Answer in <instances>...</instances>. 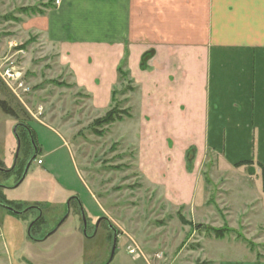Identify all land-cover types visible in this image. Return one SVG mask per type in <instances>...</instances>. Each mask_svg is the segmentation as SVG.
Wrapping results in <instances>:
<instances>
[{
  "label": "crops",
  "instance_id": "obj_1",
  "mask_svg": "<svg viewBox=\"0 0 264 264\" xmlns=\"http://www.w3.org/2000/svg\"><path fill=\"white\" fill-rule=\"evenodd\" d=\"M15 1L0 0V10L48 0ZM39 7L12 14L18 21H10L9 39L43 45L56 65L52 75L80 93L88 112L124 105L129 116L121 121L137 119L134 163L162 200L192 205L195 169L210 153L233 172L251 161L248 179L260 180L257 209L264 213V0H59ZM38 147L43 165L55 148ZM12 215L0 212V231L16 248L28 220Z\"/></svg>",
  "mask_w": 264,
  "mask_h": 264
},
{
  "label": "rangeland",
  "instance_id": "obj_2",
  "mask_svg": "<svg viewBox=\"0 0 264 264\" xmlns=\"http://www.w3.org/2000/svg\"><path fill=\"white\" fill-rule=\"evenodd\" d=\"M22 1L34 4L37 0L15 2ZM19 9L0 10L1 49L11 41L10 21ZM28 44L18 45L24 51L20 58L30 93L20 102L0 86V100L5 99L15 115L0 108V204L11 202L25 210L41 203L45 223L39 232L37 226L32 228L35 237H46L66 218L45 240L32 239L25 228L24 240L16 248L9 247L0 231V264H264V213L257 209L256 198L260 180L248 179V168L226 170L208 153L195 169L198 183L193 204L185 208L167 203L142 181L134 163L137 119L96 127L102 131L96 134L92 122L105 113L88 112L80 93L52 75L53 56L45 54L43 45L30 48ZM116 105L126 109L117 101L110 108ZM23 124L31 127L37 143L55 149L43 165L37 164L36 157L22 179L21 150L13 168L17 150L13 127L17 134L23 133ZM187 162L192 170L193 161ZM56 182L60 187L54 190ZM70 189L80 198L88 224L91 218L105 217L115 228L112 255V232L103 222L96 233L88 225L86 232L92 235H84L83 217L64 199ZM0 212L12 215L1 206ZM33 214L34 209L12 216L23 221ZM197 224L231 231L217 239L210 231L195 228ZM10 227L15 236L16 226L10 223ZM127 247L135 253L130 255ZM157 252L164 259L158 260Z\"/></svg>",
  "mask_w": 264,
  "mask_h": 264
},
{
  "label": "trees",
  "instance_id": "obj_3",
  "mask_svg": "<svg viewBox=\"0 0 264 264\" xmlns=\"http://www.w3.org/2000/svg\"><path fill=\"white\" fill-rule=\"evenodd\" d=\"M53 2H54V0H48L47 3H42L40 5H41V7L47 8V7L52 6ZM19 10H20V12H32V13L42 12V9L39 6H37V7L36 6L23 7V8H20ZM10 16L12 17V15H10ZM12 19L18 21V19L15 18V17H13ZM120 75H121V77H124L125 73H123L120 70ZM0 86H1V89H3V91L4 90L6 91V89L1 84H0ZM124 90L125 91L126 90H130V87H126ZM0 108L6 114H10L12 116H15L13 114V112L11 111V109L7 107V101L5 99L4 100H0ZM127 116H129V113H128L127 109H121V108H119L118 105L112 106L109 110H107L105 112V114L103 116H101L99 118H96L92 122L91 127L93 128V130L95 131L96 134L101 135L102 131H100V130L98 131L96 129V127H101L103 125H109V124H112L115 121H121L124 117H127ZM23 125H24L23 126L24 127L23 128L24 129L23 133H19L18 136H19V138L21 140V147H22V150H23L22 153L26 154V153H28V149L30 148V146H32V144L34 146H36L38 149H39V147H38V143L35 140L36 137H35V134L33 133V130L31 129V127L28 124H23ZM17 127H18V125H17ZM250 164H251V161H241V162H238L236 164V166L246 165L247 168H248L249 173L252 174L253 172L250 169ZM0 166H1V162H0ZM2 204L10 206L16 211L17 210H21V208L18 207L17 204H12L11 202H4ZM1 207H3V206H1ZM179 209H181V207ZM10 212H13V211H10ZM16 214H18V213H16ZM181 221L185 222L184 219H181ZM194 227L196 228V225ZM204 229H206L207 231H210L211 233H213V236L215 238H217V239L224 238L225 235L231 231V229H229L227 227H222V228H216L215 229V228H213V227H211V226H209L207 224H206ZM250 246H252V244H250Z\"/></svg>",
  "mask_w": 264,
  "mask_h": 264
},
{
  "label": "built area",
  "instance_id": "obj_4",
  "mask_svg": "<svg viewBox=\"0 0 264 264\" xmlns=\"http://www.w3.org/2000/svg\"><path fill=\"white\" fill-rule=\"evenodd\" d=\"M55 2L58 4L59 0ZM18 44L11 40L4 46L5 49H1L3 46L0 43V84L20 102H23L24 97L30 93L31 87L21 65L20 56L24 51ZM37 163L40 164L41 160L38 159ZM127 252L133 255L135 249L127 247ZM155 257L158 260L164 259L161 252L155 253Z\"/></svg>",
  "mask_w": 264,
  "mask_h": 264
},
{
  "label": "flooded vegetation",
  "instance_id": "obj_5",
  "mask_svg": "<svg viewBox=\"0 0 264 264\" xmlns=\"http://www.w3.org/2000/svg\"><path fill=\"white\" fill-rule=\"evenodd\" d=\"M24 126V125H23ZM24 128V127H23ZM15 132H16V130H15ZM15 136L17 137V142L19 141V150H18V154H19V152H21V151H23L22 150V147H21V140H20V138H19V136H18V134L16 133L15 134ZM18 145V144H17ZM21 150V151H20ZM37 152H38V148L36 147V146H34L33 144H32V146H30V148L28 149V153H26V154H24V153H22V157H21V161H20V167H21V175L23 174V172H24V170H25V168H26V166H27V164H28V161L31 159V157L34 155V153L36 154V156L34 157V159L30 162V165H29V167L31 166V164L35 161V159H36V157H37ZM18 154H17V157H18ZM17 159L18 158H16V161H15V164H14V161H13V168L15 167V165H16V163H17ZM29 167H28V169H29ZM69 201V206H71V205H73V207H74V210H78L79 211V214L83 217V224H84V226H85V233H86V235H85V233H84V235L86 236V237H88V236H90L91 237V235H92V233L94 232V233H96L97 232V229H98V227H99V225H100V223L101 222H103L106 226H107V228H109L110 230H111V232H112V238H113V236H114V230L112 229V228H114V227H111V223L109 222V220H107L105 217H101V218H99L98 220L96 219V220H93L92 218L89 220V224H88V221H86V218L83 216V210H82V204H81V201H80V198L78 197V195H75V194H72V195H70V196H68V197H66L65 198V202L66 201ZM32 209H34V211H35V214H33V216L31 217V218H29L28 219V223H27V225L29 226L31 223H32V226L30 227V235H28L29 237H32L33 235L31 234V230H32V228L34 227V226H37V228H36V230L39 232V231H41L40 229H42V227H43V225H44V220H43V217H42V214H41V208H40V205H38V204H35V205H33V206H31L30 208L28 207V208H26L25 210H17L18 212V215H20V214H22V213H27V211H29V210H32ZM27 220V219H26ZM64 221V220H63ZM62 221V222H63ZM61 222V223H62ZM60 223V224H61ZM88 225H90L89 226V230L92 232L91 234H87V232H86V230H87V228H88ZM28 226L26 227V232H27V228H28ZM60 226V225H59ZM59 226L58 227H56V228H52V230L50 231V232H48L47 233V236L46 237H44L45 235H43V236H37V237H35V236H33L32 237V239L34 238L35 240H37V241H40V240H45L48 236H50L51 234H53L58 228H59ZM87 226V227H86ZM115 229V228H114ZM28 234V233H27ZM46 234V233H45ZM88 235V236H87ZM43 237H44V239H43ZM90 237H88V238H90Z\"/></svg>",
  "mask_w": 264,
  "mask_h": 264
},
{
  "label": "water",
  "instance_id": "obj_6",
  "mask_svg": "<svg viewBox=\"0 0 264 264\" xmlns=\"http://www.w3.org/2000/svg\"><path fill=\"white\" fill-rule=\"evenodd\" d=\"M15 130H16V126H14L13 127V132H14V134H16V132H15ZM17 150H16V156H15V158H14V164H15V161H16V158H17V154H18V148H19V141L17 142ZM36 156V154L34 153V155L31 157V159L28 161V164H27V166H26V168H25V170H24V172H23V174H22V176H21V178L23 179L24 178V176L26 175V172L28 171V167H29V165H30V162L34 159V157ZM14 166V165H13ZM1 206H3V207H5V208H7L8 210H10V211H13L14 213H17L18 211H16V210H14L12 207H10V206H7V205H2V204H0ZM30 208V207H29ZM66 218V216L58 223V225L56 226V227H58L59 225H60V223L64 220ZM32 226V223L28 226V228H27V233H28V235H30V227ZM205 224H197L196 225V228L197 229H200V228H205ZM112 227V226H111ZM113 230H114V236H113V239H112V251H111V255H112V253H113V251H114V247H115V243H116V234H115V229L114 228H112ZM83 232L85 233V226H84V228H83ZM85 235H86V233H85Z\"/></svg>",
  "mask_w": 264,
  "mask_h": 264
}]
</instances>
